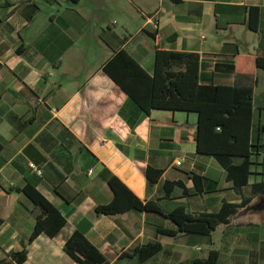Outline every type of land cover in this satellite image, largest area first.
<instances>
[{
	"label": "crops",
	"instance_id": "obj_1",
	"mask_svg": "<svg viewBox=\"0 0 264 264\" xmlns=\"http://www.w3.org/2000/svg\"><path fill=\"white\" fill-rule=\"evenodd\" d=\"M158 47L197 54L201 84L252 88L255 110H264V70L217 69L238 55L264 57V0H0V264H19L11 255L25 248L22 264H77L65 252L76 232L107 264H195L212 251L219 264H264V195L210 236L179 233L167 217L180 208L197 217L241 204L253 185H264V167L235 188L213 157L198 153L197 114H146L104 72L125 50L152 76ZM149 166L163 172L156 184L146 177ZM194 175L216 182V191L197 190ZM112 176L163 215L98 213L114 200ZM167 182L181 186L169 192ZM28 185L65 218L55 237L43 233L29 243L43 212L23 192ZM155 242L163 249L151 259L135 255Z\"/></svg>",
	"mask_w": 264,
	"mask_h": 264
},
{
	"label": "trees",
	"instance_id": "obj_2",
	"mask_svg": "<svg viewBox=\"0 0 264 264\" xmlns=\"http://www.w3.org/2000/svg\"><path fill=\"white\" fill-rule=\"evenodd\" d=\"M180 3L182 0H173ZM258 9H251V27L256 29ZM155 41L156 33L149 34ZM200 57L197 54L168 51L158 47L155 71L151 76L125 50L117 52L104 66V72L137 108L150 114L152 110L180 111L198 115L196 134L199 154L213 157L227 172L228 180L237 189L247 187L254 169L264 162V110L254 108V90L220 85H204L200 82ZM221 72L253 75L264 70V57H240L230 64H220ZM262 113L263 117L259 116ZM120 115H123L122 110ZM162 171L152 167L147 169V179L151 184L159 182ZM109 185L114 192L111 204L97 209L104 215L124 214L131 210L153 212L163 215L154 204H144L118 178L110 177ZM197 190L205 184L210 191L217 189V183L194 175ZM181 186V183L167 182L166 187ZM23 192L42 209L37 225L29 240L32 243L41 234L55 237L65 226L61 213L34 187L26 186ZM264 195V185L252 186L251 195L241 204H225L218 214L194 217L180 208L167 215L179 227V233L210 236L219 225L228 223L230 217L249 206L254 197ZM1 223V220H0ZM159 234L176 236L177 232L159 230ZM163 246L159 242L150 243L137 249L141 261H147L160 253ZM65 252L77 264H107L103 254L84 234L76 232L67 242ZM19 264L26 261L27 248L11 255ZM129 256V255H126ZM195 264H219V254L212 251L207 260Z\"/></svg>",
	"mask_w": 264,
	"mask_h": 264
},
{
	"label": "built area",
	"instance_id": "obj_3",
	"mask_svg": "<svg viewBox=\"0 0 264 264\" xmlns=\"http://www.w3.org/2000/svg\"><path fill=\"white\" fill-rule=\"evenodd\" d=\"M181 165H182V161L177 162V166L180 167ZM29 167H30V169H31L33 172H35V173L38 174L39 176H42L43 171H42L41 169H39L38 166H36V164H34V163H30V164H29Z\"/></svg>",
	"mask_w": 264,
	"mask_h": 264
},
{
	"label": "rangeland",
	"instance_id": "obj_4",
	"mask_svg": "<svg viewBox=\"0 0 264 264\" xmlns=\"http://www.w3.org/2000/svg\"><path fill=\"white\" fill-rule=\"evenodd\" d=\"M264 88V78L263 75L261 76V83H260V90Z\"/></svg>",
	"mask_w": 264,
	"mask_h": 264
}]
</instances>
